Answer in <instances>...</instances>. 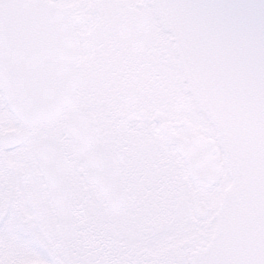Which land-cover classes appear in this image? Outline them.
Listing matches in <instances>:
<instances>
[{"label":"snow or ice","instance_id":"6c2138e0","mask_svg":"<svg viewBox=\"0 0 264 264\" xmlns=\"http://www.w3.org/2000/svg\"><path fill=\"white\" fill-rule=\"evenodd\" d=\"M0 264H264V0H0Z\"/></svg>","mask_w":264,"mask_h":264}]
</instances>
